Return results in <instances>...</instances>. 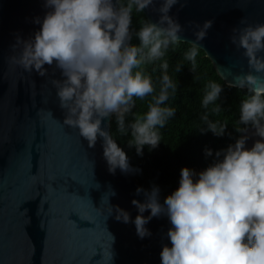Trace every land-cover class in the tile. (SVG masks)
Here are the masks:
<instances>
[{"label": "clouds", "instance_id": "clouds-1", "mask_svg": "<svg viewBox=\"0 0 264 264\" xmlns=\"http://www.w3.org/2000/svg\"><path fill=\"white\" fill-rule=\"evenodd\" d=\"M179 0H162L158 21L146 20L135 31L139 44H132V13L144 12L154 0H44L48 9L40 25L27 40L16 39L14 53L9 61L24 72L47 75V66L55 65L62 79H52L59 107L65 110L63 123L78 130L80 137L94 148L98 139L108 171L119 169L128 174L132 170L126 152L108 130L115 116L118 130L130 135L128 145L142 155L145 146L155 149L161 142L159 129L175 116L176 109L167 107L177 83L168 74L169 64L164 57L169 46L180 42L185 28L169 13ZM212 21L200 25L190 22L193 29L191 49L185 59L195 72L196 57ZM243 27L234 28L230 37L237 51L246 58L248 71L233 76L228 87L247 89L248 95L239 104L236 132L254 129L256 140L246 148L247 135H240L227 148L215 152L213 162L203 171L184 167L180 171L179 186L160 200V190L136 189L144 194L143 202L133 199L138 211L135 219L118 205H111L109 197L102 199L108 205L107 216L125 224L133 223L136 234L143 240L152 235L146 225L153 218L167 217L171 227L166 236L171 247L164 245L161 264H264V23L251 24L241 20ZM156 61L161 75L157 90L152 76L144 68ZM182 70L178 64L176 72ZM201 106L219 113L223 87L209 81ZM151 97L147 111L127 118L136 107V98ZM202 134L211 132L216 137L226 134L228 123L213 121L207 112L201 116ZM243 126V127H242ZM205 156L213 151L205 149ZM145 212L149 214L144 215ZM111 244L115 237L110 234ZM110 250L103 255L102 264H112Z\"/></svg>", "mask_w": 264, "mask_h": 264}, {"label": "water", "instance_id": "water-1", "mask_svg": "<svg viewBox=\"0 0 264 264\" xmlns=\"http://www.w3.org/2000/svg\"><path fill=\"white\" fill-rule=\"evenodd\" d=\"M161 2L142 12L146 20L158 21ZM43 5L44 0H0V264H102L110 245L112 264H161L162 247H171L167 217L153 218L146 225L152 235L141 240L133 223L107 216L102 198L109 187L116 193L111 205L133 220L138 211L131 201L143 202L144 194L136 195L142 187L131 172L109 173L99 139L89 148L77 129L63 123L65 110L50 82L63 78L60 70L46 65L41 77L8 59L19 54L13 49L18 36L27 40L39 31L34 19L48 11ZM169 15L185 28L180 43L191 46L190 22H213L199 49L226 86L249 70L230 37L245 18L264 23V0H179ZM241 135L249 137V149L261 139L251 128Z\"/></svg>", "mask_w": 264, "mask_h": 264}, {"label": "trees", "instance_id": "trees-1", "mask_svg": "<svg viewBox=\"0 0 264 264\" xmlns=\"http://www.w3.org/2000/svg\"><path fill=\"white\" fill-rule=\"evenodd\" d=\"M145 21L146 18L142 12L133 11L132 44L140 43L134 33ZM191 47L189 44L180 42L172 44L164 57L169 64L168 74L177 83L176 92L170 95L165 106L175 108L176 114L167 121L164 128L159 129L161 142L158 147L150 149L149 146H145L142 155H138L136 148L128 145L130 135H123L119 132L115 116L110 124L113 138L128 156L133 170L131 175L144 190L151 191L154 187H158L161 203L164 197L179 186L182 168L188 167L195 171L206 169L213 162L216 151L227 148L241 135L236 132L234 125L239 120V104L241 99L248 95L247 90L226 86L216 74L210 60L200 49L196 57L195 72L191 71V62L184 58ZM162 62L156 61L144 68L145 73L152 76L157 90ZM178 64L182 65L180 72L175 71ZM209 81L220 83L223 87L218 101L222 107L219 113L211 111L212 105L209 109L201 106ZM151 102V97H146L144 100L136 98V107L127 118L128 122H131L133 115L139 116L146 112ZM205 112L213 121L228 123L224 136L216 137L211 132L201 133L200 128L203 127V123L200 118ZM206 148L213 151L212 157L205 156Z\"/></svg>", "mask_w": 264, "mask_h": 264}]
</instances>
